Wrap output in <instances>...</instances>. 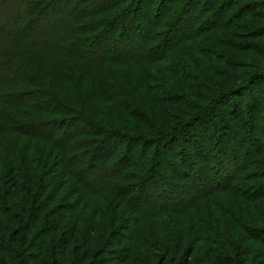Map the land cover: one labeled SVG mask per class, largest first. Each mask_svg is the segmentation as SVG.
Here are the masks:
<instances>
[{"label":"trees","instance_id":"trees-1","mask_svg":"<svg viewBox=\"0 0 264 264\" xmlns=\"http://www.w3.org/2000/svg\"><path fill=\"white\" fill-rule=\"evenodd\" d=\"M246 38L264 0H0V264H264Z\"/></svg>","mask_w":264,"mask_h":264},{"label":"rangeland","instance_id":"rangeland-1","mask_svg":"<svg viewBox=\"0 0 264 264\" xmlns=\"http://www.w3.org/2000/svg\"><path fill=\"white\" fill-rule=\"evenodd\" d=\"M145 10V8L142 9V11ZM142 24V23H141ZM246 34H248V32L243 31ZM128 34V32H127ZM247 40L243 43L241 42V46L243 47V50L247 49V51H249L248 53H243L240 55V58L236 56V58L238 59H242L244 61H246L247 66H252L255 67L254 64H261V61H259V55H261L262 53H264V46L261 48L263 50H259V46L257 44H255V42L251 41L250 38H246ZM238 44V43H237ZM239 45V44H238ZM259 47V48H257ZM2 48V41H0V51ZM262 52V53H261ZM258 54V55H257ZM248 62H251L250 65L248 64ZM254 63V64H253ZM258 90L262 93H264V84L260 86V89L258 88ZM261 94V93H260ZM241 96H237L235 97V102H239ZM151 201V199H149ZM130 232H132L131 228H130ZM129 233V232H127ZM233 243H236L235 241ZM240 246H242L243 243H238ZM243 260V259H242Z\"/></svg>","mask_w":264,"mask_h":264}]
</instances>
